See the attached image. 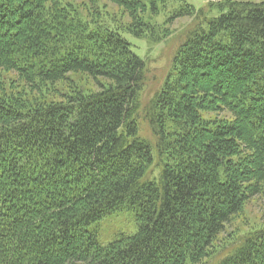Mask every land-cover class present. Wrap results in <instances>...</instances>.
<instances>
[{
	"label": "trees",
	"instance_id": "obj_1",
	"mask_svg": "<svg viewBox=\"0 0 264 264\" xmlns=\"http://www.w3.org/2000/svg\"><path fill=\"white\" fill-rule=\"evenodd\" d=\"M175 1L0 0V264H201L262 192L264 1L179 0L165 22L192 25L140 108L124 34L160 41ZM119 210L135 233L100 245ZM240 240L215 264H264V225Z\"/></svg>",
	"mask_w": 264,
	"mask_h": 264
},
{
	"label": "rangeland",
	"instance_id": "obj_2",
	"mask_svg": "<svg viewBox=\"0 0 264 264\" xmlns=\"http://www.w3.org/2000/svg\"><path fill=\"white\" fill-rule=\"evenodd\" d=\"M192 5L196 10L205 8L210 16H217L218 9L215 5L224 3L227 0H183ZM234 1V0H233ZM260 2L264 0H239ZM109 9L115 11L116 8L106 3ZM181 1L173 2L169 8L160 13L155 18V25L160 33L164 30V35L158 42H151L143 38H136L125 33L124 37L131 43L133 50L144 59L146 64V83L140 93V108L147 103L149 98L161 86L171 69V57L183 39V33L191 24V18L180 17L166 23L169 10L178 8ZM126 19V18H125ZM91 86V83L88 82ZM157 178V171L153 174ZM264 225V188L261 193L253 197L244 207L241 214L236 217L225 229L224 233L216 245V255L206 259L201 264H215L219 255L226 254L234 249L240 238L250 229L260 228ZM90 230L96 231L98 243L107 245L118 239L121 235H131L137 229L134 213L130 210H119L104 216L97 222L89 226ZM219 254L217 255V253Z\"/></svg>",
	"mask_w": 264,
	"mask_h": 264
}]
</instances>
